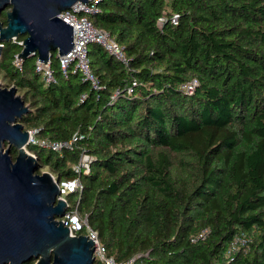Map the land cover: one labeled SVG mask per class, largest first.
<instances>
[{
	"label": "trees",
	"instance_id": "16d2710c",
	"mask_svg": "<svg viewBox=\"0 0 264 264\" xmlns=\"http://www.w3.org/2000/svg\"><path fill=\"white\" fill-rule=\"evenodd\" d=\"M164 14L178 23L160 27ZM91 18L130 58L91 42L98 88L75 64L65 76L56 51L47 84L36 55L19 68L21 44L3 42L1 84L30 106L19 121L73 141L61 152L29 143L38 172L74 179L81 154L92 156L71 195L116 261L229 264L243 231L253 242L231 263L264 264V0H100Z\"/></svg>",
	"mask_w": 264,
	"mask_h": 264
},
{
	"label": "water",
	"instance_id": "95a60500",
	"mask_svg": "<svg viewBox=\"0 0 264 264\" xmlns=\"http://www.w3.org/2000/svg\"><path fill=\"white\" fill-rule=\"evenodd\" d=\"M78 1L90 0H0V15L8 8L7 23L0 20V55L3 42L20 36L21 59L36 55L46 63L55 51L69 53L74 28L58 14ZM29 110L15 86L0 83V264H93V240L72 235L57 219L68 209L58 197L59 178L38 172V156L27 149L32 133L19 119Z\"/></svg>",
	"mask_w": 264,
	"mask_h": 264
},
{
	"label": "built area",
	"instance_id": "2783aa9c",
	"mask_svg": "<svg viewBox=\"0 0 264 264\" xmlns=\"http://www.w3.org/2000/svg\"><path fill=\"white\" fill-rule=\"evenodd\" d=\"M100 0H90L85 3L82 1L76 2L70 9L62 11L58 16L72 24L74 28V47L73 49L65 54L58 55L60 59V66L62 73L68 76L70 71V65L75 64L73 71H80L84 76V80H89L92 82L94 88L99 87L98 77L93 73L90 64V58L88 55V45L91 42L98 43L103 46L109 53L113 54L117 59H119L127 67L130 65V58L126 54L125 48L120 44L115 38H113L110 33L102 28L95 26L91 18V14L97 10V3ZM168 20L172 24L178 23L177 14H164L159 17L158 25L162 27ZM12 41L19 42L21 44L22 40L14 37ZM4 45V44H3ZM22 59L16 56L15 64L21 68ZM36 69L42 73L44 81L49 84L56 80L53 68L51 66V61L43 62L40 59L36 61ZM197 81L192 80L186 82L182 87L188 93H192L195 89ZM136 84V82H134ZM132 88H129L131 91ZM119 90L116 91V93ZM83 94L82 98H85ZM32 136L30 137L29 143H34L39 146L49 148L58 152H61L64 147H72V142H61L58 140H53L49 137H36L37 130H30ZM76 137H74V140ZM92 156L86 151L81 154L80 160L77 164H74L73 168L77 172V176L74 179H60L58 181L60 188L59 198H64L67 201L68 209L65 214L57 219L62 220L65 225L70 229L72 235H87L94 242V263L93 264H131L137 257L141 254L131 258L128 261H116V259L109 254L107 246L101 241L100 236L94 228L91 227L88 221V215L82 214L79 210L80 196H78L76 202L71 203L69 196L74 192H79L81 194L83 190V184L81 181L82 173H89L91 170ZM55 176V175H54ZM57 178V176H55ZM202 236H204L202 234ZM253 238L246 232H237L231 241L229 242L226 250V255L229 257L228 263L232 264L233 258L238 255L241 251L247 252ZM148 253H145L147 255Z\"/></svg>",
	"mask_w": 264,
	"mask_h": 264
},
{
	"label": "rangeland",
	"instance_id": "374dc122",
	"mask_svg": "<svg viewBox=\"0 0 264 264\" xmlns=\"http://www.w3.org/2000/svg\"><path fill=\"white\" fill-rule=\"evenodd\" d=\"M10 9V8H9ZM6 10H8V8L6 9ZM0 16H2V14L0 15ZM1 20V19H0ZM192 81V80H191ZM0 83H2V80H0ZM3 86V85H2ZM28 149V148H27ZM28 151H30L29 149H28ZM43 170H48L49 171V169H43ZM42 172V171H41ZM69 200L71 201V203H74L75 202V198H74V196L73 195H71V196H69ZM33 263V262H32Z\"/></svg>",
	"mask_w": 264,
	"mask_h": 264
}]
</instances>
